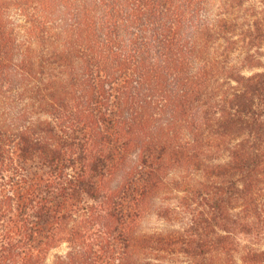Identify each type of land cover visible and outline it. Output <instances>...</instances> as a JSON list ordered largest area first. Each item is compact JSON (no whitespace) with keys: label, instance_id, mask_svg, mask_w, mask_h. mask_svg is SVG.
Wrapping results in <instances>:
<instances>
[{"label":"trees","instance_id":"obj_1","mask_svg":"<svg viewBox=\"0 0 264 264\" xmlns=\"http://www.w3.org/2000/svg\"><path fill=\"white\" fill-rule=\"evenodd\" d=\"M169 188L187 228L139 232ZM64 242L52 264H264V0H0V264Z\"/></svg>","mask_w":264,"mask_h":264},{"label":"rangeland","instance_id":"obj_2","mask_svg":"<svg viewBox=\"0 0 264 264\" xmlns=\"http://www.w3.org/2000/svg\"><path fill=\"white\" fill-rule=\"evenodd\" d=\"M172 186V185H171ZM168 188V187H167ZM183 192L180 188H169L165 191V193L161 194L162 197L159 199H155L152 206L148 207V210L142 212L141 215L138 217L136 222V227L139 232H182L187 228V225L190 221L192 216V211L194 210L195 206L188 203L187 200L184 198L182 199ZM186 201V202H185ZM183 202V203H181ZM190 202V201H189ZM179 206L178 213H174L172 219H167L165 217L159 216L156 213L157 208L160 206ZM171 218V217H170ZM99 227L98 225L93 229ZM244 243L251 244L253 242L254 245L263 244L260 240L252 237V238H244ZM255 242V243H254ZM68 250V244L66 242L61 243L58 247L53 248L47 257V264H52L54 260V256L56 254H65ZM185 257H172L168 256L164 260V264H184Z\"/></svg>","mask_w":264,"mask_h":264}]
</instances>
